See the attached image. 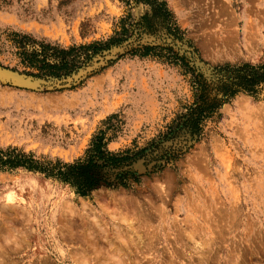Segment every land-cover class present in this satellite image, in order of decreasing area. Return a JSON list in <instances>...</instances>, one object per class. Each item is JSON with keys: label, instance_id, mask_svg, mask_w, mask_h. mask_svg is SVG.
Returning a JSON list of instances; mask_svg holds the SVG:
<instances>
[{"label": "rangeland", "instance_id": "1", "mask_svg": "<svg viewBox=\"0 0 264 264\" xmlns=\"http://www.w3.org/2000/svg\"><path fill=\"white\" fill-rule=\"evenodd\" d=\"M91 44L60 75L23 60ZM0 65L92 68L0 82V151L75 164L103 134L116 154L87 192L4 156L0 264H264V0H0Z\"/></svg>", "mask_w": 264, "mask_h": 264}, {"label": "trees", "instance_id": "2", "mask_svg": "<svg viewBox=\"0 0 264 264\" xmlns=\"http://www.w3.org/2000/svg\"><path fill=\"white\" fill-rule=\"evenodd\" d=\"M46 47H51L50 45L43 44V49H46ZM81 49L89 50L93 49L94 51L97 50L96 46L94 44L87 45V46H80V47H72L70 49H58L54 48L55 55L57 58H59V61H57L54 64H50L46 61V59H36L38 54L35 52L33 53H24V62L28 64L30 67H35L40 70L41 74H49V75H60L61 73H65L70 71L75 65L78 58V52ZM264 77L261 78L263 80ZM254 80L251 81V84H253ZM16 151L15 149L12 150V152ZM4 156H8L7 160H9L11 165H26L31 168H38L41 171L44 170H50L51 172H58V175L63 176L66 179L74 178H80V181L82 182L80 184L82 192H87L91 187L93 186V182L90 180V171L92 170V166H95L96 163L94 162L95 158L102 159V158H115L116 154L113 152H110L106 149V142L104 141L103 134L97 135L94 137L92 141V147L90 149V155L87 158L86 161L77 162L75 164H62L60 163L53 164L51 167H35L38 164V161H36L33 157H31L28 154L23 153L22 151H17L14 153V155H11L10 153H5L3 151H0V160H4ZM6 162V161H5ZM84 180V181H83Z\"/></svg>", "mask_w": 264, "mask_h": 264}, {"label": "water", "instance_id": "3", "mask_svg": "<svg viewBox=\"0 0 264 264\" xmlns=\"http://www.w3.org/2000/svg\"><path fill=\"white\" fill-rule=\"evenodd\" d=\"M91 70L92 68L86 67L77 69L70 75L37 76L0 65V82L32 90L57 89L71 85Z\"/></svg>", "mask_w": 264, "mask_h": 264}, {"label": "bare ground", "instance_id": "4", "mask_svg": "<svg viewBox=\"0 0 264 264\" xmlns=\"http://www.w3.org/2000/svg\"><path fill=\"white\" fill-rule=\"evenodd\" d=\"M242 101H243V99L241 98L238 102L241 104L242 103ZM136 164H138V163H136ZM139 165L141 166V162L139 163ZM138 165V166H139ZM142 167V166H141ZM139 168V167H138ZM143 168V167H142ZM115 209V208H114ZM141 214V213H140ZM123 221H127V223H128V225L130 226V227H132V229L134 228V227H136V226H134L133 227V222L131 221V220H127L125 217L123 218ZM120 222V221H119ZM75 229V228H74ZM132 235V234H131ZM154 239V238H153ZM142 240V239H141ZM137 242H138V240H137ZM140 242V241H139ZM136 243V242H135ZM131 244V243H130ZM133 245H134V243H133ZM135 246V245H134ZM62 251V250H61ZM107 252V251H106ZM108 253V255H109V253L110 252H107ZM106 253V254H107ZM111 255H112V253H110ZM115 254H113L112 256H114ZM114 259V258H113Z\"/></svg>", "mask_w": 264, "mask_h": 264}]
</instances>
